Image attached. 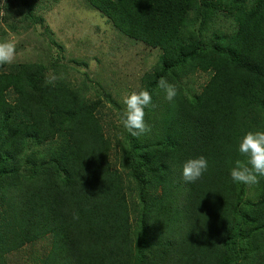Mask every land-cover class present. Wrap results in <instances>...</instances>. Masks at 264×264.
Here are the masks:
<instances>
[{
    "label": "trees",
    "instance_id": "16d2710c",
    "mask_svg": "<svg viewBox=\"0 0 264 264\" xmlns=\"http://www.w3.org/2000/svg\"><path fill=\"white\" fill-rule=\"evenodd\" d=\"M87 1L122 34L159 48L164 66L213 73L199 93L178 89L172 102L154 97L156 85L150 94L159 109L145 115L151 131L139 137L118 131L120 163L141 188L133 243L100 99L46 82L36 64L0 67V264L5 253L46 235L40 264H217L226 262L219 259L224 246L232 261L235 224L248 250L264 233L255 217L264 209L235 223L230 175L244 159L241 138L263 125L257 117L264 103V0ZM191 12L204 24L231 16L236 29L219 39L214 34L208 45L218 47L209 54L200 51L207 46L188 31ZM244 112H251L249 120ZM201 155L207 170L185 182L183 164ZM147 183L159 193L144 195ZM247 225L254 230L244 236ZM240 256L241 264H264V240Z\"/></svg>",
    "mask_w": 264,
    "mask_h": 264
},
{
    "label": "rangeland",
    "instance_id": "374dc122",
    "mask_svg": "<svg viewBox=\"0 0 264 264\" xmlns=\"http://www.w3.org/2000/svg\"><path fill=\"white\" fill-rule=\"evenodd\" d=\"M28 5L31 6L29 10ZM27 11H31L29 16H26ZM30 16L35 20H31ZM188 19L191 20L188 31L193 33V39L207 46H197V49L208 54L218 47L208 45L214 34L219 39V36L230 35L236 29L235 21L227 15L218 14L205 24L192 12L188 14ZM0 40H12L16 43V58L12 64L39 65L46 82L55 77L53 83H60L69 90L79 89L78 92L88 100L100 99L98 114L103 121V128L109 133L110 161L115 163L123 179L131 240L135 243L139 224L137 204L141 188H138L139 181L131 174V169H125L121 165L117 153V138L122 137L118 131L123 128L120 123L125 109L123 98L140 90L151 93L161 77L176 85L177 89L187 90L190 87L191 90L188 91L199 93L211 77L212 69L187 70L179 66H164L163 62H159V48L145 45L119 32L87 0H0ZM172 76L177 77L178 81L174 78L171 80ZM154 97L165 99V93L157 87ZM154 108L156 110L146 109L145 112L152 116L159 109L158 106ZM250 113L244 112L242 117L249 120ZM257 120L263 124L261 131H264V103ZM249 125L255 131L253 123ZM137 177L140 178L138 175ZM159 190V186L147 183L142 192L144 195H154ZM233 191L232 205L237 208L235 223L244 213L253 214L254 209H264V188L259 183L252 186L236 183ZM255 217H261V222L258 223L261 226L264 223L262 212L261 216ZM246 227L244 236L254 230L249 225ZM234 228L237 233L236 250H230L234 258L232 261L226 260L228 255L222 243L224 248L220 246L223 254L219 259L226 262L219 261L217 264H241L240 255L246 254L247 257L257 242L264 240L263 233L255 243L252 242L253 245L248 250L239 241L240 229L236 224ZM48 239L46 235L5 253L6 264H40L41 256L47 253Z\"/></svg>",
    "mask_w": 264,
    "mask_h": 264
},
{
    "label": "clouds",
    "instance_id": "9594fccd",
    "mask_svg": "<svg viewBox=\"0 0 264 264\" xmlns=\"http://www.w3.org/2000/svg\"><path fill=\"white\" fill-rule=\"evenodd\" d=\"M16 58V43L12 40H0V67L10 65ZM51 77L48 83H53ZM158 87L165 93V99L172 102L178 95L176 85L161 77ZM125 109L120 123L134 137H139L151 131V126L145 122L146 109L154 108L152 96L147 90L132 92L123 98ZM238 151L244 159H237L230 175L234 182L243 185H256L259 177H264V131H249L238 145ZM208 168L204 156L187 160L182 166V177L185 182H196Z\"/></svg>",
    "mask_w": 264,
    "mask_h": 264
}]
</instances>
